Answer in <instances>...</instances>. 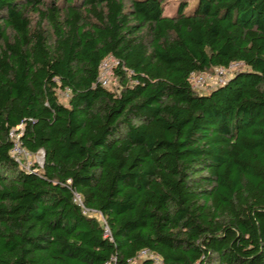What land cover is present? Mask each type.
<instances>
[{"label":"trees","instance_id":"1","mask_svg":"<svg viewBox=\"0 0 264 264\" xmlns=\"http://www.w3.org/2000/svg\"><path fill=\"white\" fill-rule=\"evenodd\" d=\"M167 2L0 0V264H264V0Z\"/></svg>","mask_w":264,"mask_h":264},{"label":"built area","instance_id":"2","mask_svg":"<svg viewBox=\"0 0 264 264\" xmlns=\"http://www.w3.org/2000/svg\"><path fill=\"white\" fill-rule=\"evenodd\" d=\"M114 59L117 63L118 61L113 58L112 56H109L107 59H105L102 62L101 65V71L99 76V82L103 85L108 87L111 83V78L107 73L103 71V68L107 64L108 60ZM241 63L239 62H232L229 66H221L217 67L216 75L221 78L219 79L221 84H224L227 80H225V76L228 75V73H234L237 71L238 66H240ZM206 73L207 72H193L190 76L191 83L195 90L203 92V88L206 83ZM220 84V85H221ZM69 91V90H68ZM22 124L18 125L16 128L12 129L10 132V137L13 140V148L11 149L12 155L16 158V160L20 163V165L25 168L26 170H31L36 162H32L34 157L36 156L35 153L27 150L25 147L22 146L21 143V131ZM75 200L83 205V213L86 215L93 216L97 218L103 225L105 236L110 238L112 240V233L110 230V227L104 218V215L101 213V211L97 209H90L86 206H84L81 195L79 193H75ZM149 259L151 264H164L162 258L160 255L156 254L155 252L151 251L150 249L146 248L140 251V253L132 260H130V263H137L140 262L142 259ZM105 264H121L118 263L117 257L112 256L110 260L106 261Z\"/></svg>","mask_w":264,"mask_h":264},{"label":"rangeland","instance_id":"3","mask_svg":"<svg viewBox=\"0 0 264 264\" xmlns=\"http://www.w3.org/2000/svg\"><path fill=\"white\" fill-rule=\"evenodd\" d=\"M179 1H181V0H168L165 13L167 15L175 14L177 11V6H178ZM188 1L191 5L190 9L193 8L197 2V0H188ZM116 65H117V62L114 59L108 60L107 64L103 68V71L105 73H107L109 75V77L111 78V83H110L108 88L118 91L120 89V84H119L118 78L114 75V67ZM243 68H245V66L240 65V66H238L237 70H240ZM216 72H217V68L213 69L212 71H207L206 83H205V86L202 87L203 92H208L211 89H213V88H215L221 84L219 81L221 76L218 77L216 75ZM232 75H233L232 73H228V75L225 76V80H228ZM58 95H59L61 102L65 103V104L68 103V99L70 97L69 91L59 90ZM32 162H36L37 164L42 165L44 162V152L42 150L39 151L36 154V156L34 157V159L32 160Z\"/></svg>","mask_w":264,"mask_h":264}]
</instances>
